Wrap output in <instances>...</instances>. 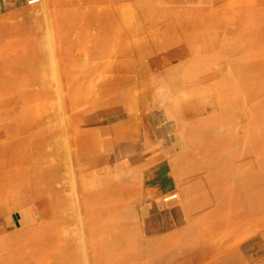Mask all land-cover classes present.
Returning <instances> with one entry per match:
<instances>
[{"label": "rangeland", "instance_id": "obj_1", "mask_svg": "<svg viewBox=\"0 0 264 264\" xmlns=\"http://www.w3.org/2000/svg\"><path fill=\"white\" fill-rule=\"evenodd\" d=\"M263 186L264 0H0V264H264Z\"/></svg>", "mask_w": 264, "mask_h": 264}, {"label": "bare ground", "instance_id": "obj_2", "mask_svg": "<svg viewBox=\"0 0 264 264\" xmlns=\"http://www.w3.org/2000/svg\"><path fill=\"white\" fill-rule=\"evenodd\" d=\"M29 1H30V0H29ZM79 74H80L81 76H86V77H88V78L90 79V75H91V73H89V69H87L86 71H83V70H82V71L79 72ZM113 74H114V73H113ZM80 75H79V76H80ZM75 76H77V75H75ZM72 77H73V76H72ZM118 78H120V77L117 76V75H115V76L112 75L111 77H110V76H106V77L98 78V80H96V81H97V82H100V83H103V82H105V83H111V82H113V81L118 80ZM51 122H52V121H51ZM48 123H49V122H48ZM73 132H74V131H73ZM75 136H76V135H75ZM77 136H78V135H77ZM197 168H198V167H197ZM204 170H207V169H204ZM211 170H212V169H211ZM211 170H210V171H211ZM201 171H202V170H201ZM201 171H200V172H201ZM211 174H212V172H211ZM210 177H211V176H210ZM207 178H208V177H207ZM207 178H206V180H208ZM207 182H208V181H207ZM210 182H211V181H210ZM204 183H205V182H204ZM248 186H249V185H248ZM248 186H247V184H245V185H244V190H246V192H249L250 195H251V194H253V193H252V191H251L250 188L248 189ZM262 190H263L262 192H263V194H264V186L262 187ZM205 193H206V192H205ZM205 193H204V194H205ZM255 193H256V192H255ZM206 194H208V193H206ZM197 196H198V195H197ZM263 196H264V195H263ZM200 197H201V196H200ZM208 198H209V197H208ZM236 199H238V198H236ZM240 199H241V200H240ZM240 199H239V200H236V201H237L236 205H237L238 207H239L243 202H245L244 200H242V197H241ZM248 200L251 202V198H248V199H247V202H249ZM204 203H205V202H204ZM219 205H220V204H219ZM202 206H203V204H202ZM214 207H215V206H214ZM220 207H221V206H220ZM212 208H213V207H212ZM217 208H218V207H217ZM218 210H220V208H219ZM252 211H253V212H252ZM256 211L259 212V209H257ZM254 212H255V211L251 209V213H248V214H246V215H247V216H249L250 214L253 215V214H255ZM252 213H253V214H252Z\"/></svg>", "mask_w": 264, "mask_h": 264}, {"label": "built area", "instance_id": "obj_3", "mask_svg": "<svg viewBox=\"0 0 264 264\" xmlns=\"http://www.w3.org/2000/svg\"><path fill=\"white\" fill-rule=\"evenodd\" d=\"M39 1H40V0H30L29 3H30V4H34V3H37V2H39ZM174 197H177V194H172V195H171V198H174Z\"/></svg>", "mask_w": 264, "mask_h": 264}, {"label": "crops", "instance_id": "obj_4", "mask_svg": "<svg viewBox=\"0 0 264 264\" xmlns=\"http://www.w3.org/2000/svg\"><path fill=\"white\" fill-rule=\"evenodd\" d=\"M7 1H10V0H4V2H6V3H7ZM160 188L163 190L164 186L163 185H160Z\"/></svg>", "mask_w": 264, "mask_h": 264}]
</instances>
